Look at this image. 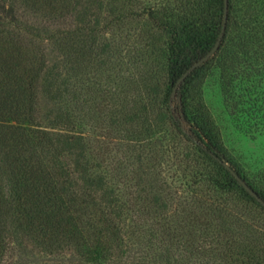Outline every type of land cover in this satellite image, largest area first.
I'll use <instances>...</instances> for the list:
<instances>
[{"label":"rangeland","instance_id":"1","mask_svg":"<svg viewBox=\"0 0 264 264\" xmlns=\"http://www.w3.org/2000/svg\"><path fill=\"white\" fill-rule=\"evenodd\" d=\"M9 1L0 264H264V206L170 121L179 86L151 9L177 1ZM214 66L188 85L235 165L264 185V101L247 97L246 75L228 99Z\"/></svg>","mask_w":264,"mask_h":264},{"label":"trees","instance_id":"2","mask_svg":"<svg viewBox=\"0 0 264 264\" xmlns=\"http://www.w3.org/2000/svg\"><path fill=\"white\" fill-rule=\"evenodd\" d=\"M176 1L175 7H166L163 12L151 9L156 24L170 34L173 85H177L180 77L193 64L213 50L222 31L225 9V0ZM0 17L10 19L9 21L15 18L11 1L8 6L6 0H0ZM213 62L214 67L220 71L222 86L228 99L239 75H246L241 79L248 84L247 97L252 101H264V86H257L264 85V0H229L227 28L220 48L190 72L167 103L172 126L187 141L193 143L201 154L226 171L230 178L229 188L252 196L236 177L238 175L264 199L263 183H254L235 165L223 143L218 125L202 100L200 89L188 85L196 73ZM253 87H258V91H253ZM231 105L234 108L236 103ZM37 137L42 141L48 140L47 132ZM51 218L52 216L47 215L48 221Z\"/></svg>","mask_w":264,"mask_h":264},{"label":"water","instance_id":"3","mask_svg":"<svg viewBox=\"0 0 264 264\" xmlns=\"http://www.w3.org/2000/svg\"><path fill=\"white\" fill-rule=\"evenodd\" d=\"M228 5H229V0H225V9H224V21H223V27H222V31L220 33L219 39L215 45V47L213 48V50L205 57H203L202 59H200L199 61H197L195 64H193L178 80L177 85H179L189 74L191 71H193L195 68H197L200 64H202L204 61H206L214 52H216L221 45L222 39L224 37V34L226 32V28H227V18H228ZM234 173V172H233ZM236 177L240 180L241 184L243 185V187H245L247 189V191L254 196L262 205H264V199L262 197H260V195H258L253 189H251L249 187V185L242 180L238 175H236Z\"/></svg>","mask_w":264,"mask_h":264}]
</instances>
